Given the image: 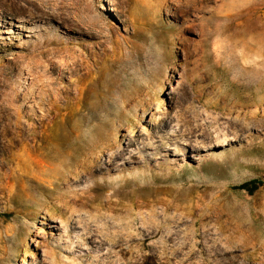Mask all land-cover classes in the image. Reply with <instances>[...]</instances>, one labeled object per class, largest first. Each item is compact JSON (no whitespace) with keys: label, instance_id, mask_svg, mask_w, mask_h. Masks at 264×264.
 Listing matches in <instances>:
<instances>
[{"label":"rangeland","instance_id":"374dc122","mask_svg":"<svg viewBox=\"0 0 264 264\" xmlns=\"http://www.w3.org/2000/svg\"><path fill=\"white\" fill-rule=\"evenodd\" d=\"M0 264H264V0H0Z\"/></svg>","mask_w":264,"mask_h":264},{"label":"bare ground","instance_id":"6f19581e","mask_svg":"<svg viewBox=\"0 0 264 264\" xmlns=\"http://www.w3.org/2000/svg\"><path fill=\"white\" fill-rule=\"evenodd\" d=\"M190 122V121H189ZM188 122V123H189ZM166 125L165 126H163L160 130H159V138L161 139V141H162V143H166V144H169L168 142L170 141V140H172L173 139V137L175 136V135H172V134H169V137H167V136H164L163 134H165L164 133V129H166V128H168L169 126H168V124L167 123H165ZM200 131H202L201 130V127H199L198 125H194L193 124V126L189 129V131H185V132H183V131H181V132H183V135L184 136H200V135H202V133H200ZM214 136V135H213ZM211 137L210 139H214V141H216V142H218L219 140H220V138H221V134H219V133H217V135L216 136H214V137ZM167 139V142H164L165 140ZM54 137H53V135L52 136H50V143L52 144V145H54ZM51 146V145H50ZM115 144L114 143H110L109 145L107 144V153L108 152H110V156H109V158L111 157H117V155H116V151H115ZM154 149L158 152V154H161V155H165V154H168V152H167V149L166 148H164V144H159V143H157V145H155L154 146ZM103 152V151H102ZM90 155H92V154H90ZM90 155H87V156H90ZM93 156V155H92ZM48 158H49V160H50V163L51 164H53V162L56 160V155L52 152L51 154L49 153V156H48ZM88 158V157H87ZM90 158H92V157H90ZM91 160V159H90ZM92 161H94V160H92ZM91 161V162H92ZM79 162H81V161H79ZM83 163H85V162H83ZM98 163H99V161H98ZM77 164V163H76ZM78 164H80V163H78ZM87 164V163H86ZM96 164H97V161H96ZM111 164V163H110ZM109 164V165H110ZM81 165V164H80ZM83 165V164H82ZM98 165V164H97ZM99 165H100V163H99ZM102 166V165H101ZM76 167V166H75ZM78 167V166H77ZM95 167V166H94ZM82 169L80 170V172H79V170L78 171H75V173L74 174H77L78 176L79 175H85V176H87V177H91L92 176V174H93V167H92V169L93 170H91V168L88 166H82L81 167ZM79 169V168H78ZM72 170V169H71ZM76 170V169H75ZM96 170V169H95ZM105 170V169H104ZM50 171H51V174H52V172L54 171V169L53 168H50ZM71 172H73V171H71ZM47 174V172L46 171H43V172H40L38 169H37V167H36V165L35 164H31L28 168H26V170H25V176H26V178L28 179V180H37V178L38 177H41V176H44V175H46ZM71 173H69V176L71 177V175H70ZM73 174V175H74ZM28 198H31V196H29ZM27 200V199H26ZM30 200V199H29ZM28 201V200H27ZM31 202V201H30ZM133 234V233H132Z\"/></svg>","mask_w":264,"mask_h":264},{"label":"trees","instance_id":"16d2710c","mask_svg":"<svg viewBox=\"0 0 264 264\" xmlns=\"http://www.w3.org/2000/svg\"><path fill=\"white\" fill-rule=\"evenodd\" d=\"M262 185V182L259 180H254L249 183H244L240 185L238 188L242 190H247L250 193H254L258 190V188Z\"/></svg>","mask_w":264,"mask_h":264}]
</instances>
